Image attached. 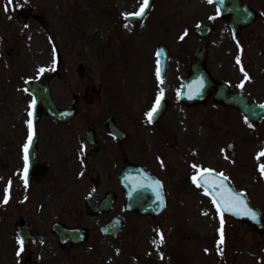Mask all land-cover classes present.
<instances>
[{
  "label": "rangeland",
  "instance_id": "1",
  "mask_svg": "<svg viewBox=\"0 0 264 264\" xmlns=\"http://www.w3.org/2000/svg\"><path fill=\"white\" fill-rule=\"evenodd\" d=\"M251 1L259 4L258 0ZM139 2L140 0H113V3L110 0H11L9 3V0H0V264H19L20 255L14 253L15 236L10 224L17 222L21 216L27 219L31 217L38 230V237L28 249L49 258L52 264L214 262L213 257L204 255L211 252V249L204 251V247H220L217 245L219 239L215 236L213 206L201 193L194 194L198 187L192 181L193 172L189 170L193 169L195 162L201 168L234 176L235 168L226 154L227 145L234 140L238 152L245 154L244 158L246 154H253L264 146V121L249 129L245 120L234 111L227 113L211 101L194 110H186L178 103V87L168 89V95L165 96L173 101L168 116L174 123L171 135L167 136L171 137L169 139L175 145L166 149L167 151H161L169 162L157 167L153 157L154 167L158 168L156 172L161 174L160 177L163 176L162 173L165 175L163 178L172 197L170 207L162 217L144 219L130 216L122 235L118 239L109 240L102 239L95 230V223L88 221L86 225L91 227L93 234L89 243L98 248L93 250L86 245L84 247L87 249L77 248L69 253L59 254L60 251L50 244L51 238L40 233V229L53 220L41 211L33 215L38 204L23 205L22 201H15L16 193H20L21 189L13 181L20 168L19 145L22 146L21 142H25L30 135L29 95L23 89L28 79H37L42 74L48 76L53 100L59 105H69L73 96L83 93L87 85H98L99 82L111 80L112 90L123 95L128 102L129 131L140 132L134 118L141 116V111L147 107L149 98L152 97L153 92L149 96V91L143 88L147 81L152 86L148 78L151 52L154 38L162 34L154 23L160 21V17L157 14L151 15L148 20H151L152 25L145 24L141 30L132 29L125 23L118 24L117 27L108 19V14L112 18L123 17V13H118L115 7L123 10L126 6L127 10L133 11L130 8L136 9ZM158 4L163 7V15H169V19L173 20L174 26H181L173 28V36L176 37L183 28L193 27L204 21L208 13L214 15V8L204 0H158ZM164 4H167L166 8ZM193 34L189 38L191 42L187 41L186 45L175 42L172 44L174 58L171 69L176 82L178 67L183 65L180 60L182 47L193 51L200 46ZM262 40L264 39L260 34L245 36L240 46L241 51L219 27L208 62L209 70L216 79L230 84L235 91L240 89L252 100L255 99L256 103L264 102ZM79 67H83L86 74L76 73ZM41 68L44 69L43 72L39 71ZM180 73H183L182 70ZM241 83L243 88L239 86ZM140 84L144 87L139 86ZM121 85L123 87L119 91ZM114 92L111 94L117 97ZM105 94L106 92L98 102L114 109L116 105ZM51 123L49 119H43L37 132L52 131ZM160 139V145L170 143L166 136ZM153 141L157 143L158 138L153 136ZM136 142L141 144L142 136L138 137L135 133L132 143ZM146 160L152 161L150 156ZM248 160L250 157L242 162L237 174L247 182ZM258 192L259 190L256 191ZM68 218L66 215L63 219ZM223 219L225 223L226 219ZM98 221L101 225L104 220ZM227 227L230 229L227 231L229 246L232 239L235 242L233 253L230 251L227 260L233 255L232 264H257L256 255H261L257 250L262 247L247 248V244L243 243V231L237 236L234 225ZM239 247L242 249L239 250ZM36 252L33 259H36ZM221 264H225L222 258Z\"/></svg>",
  "mask_w": 264,
  "mask_h": 264
},
{
  "label": "flooded vegetation",
  "instance_id": "2",
  "mask_svg": "<svg viewBox=\"0 0 264 264\" xmlns=\"http://www.w3.org/2000/svg\"><path fill=\"white\" fill-rule=\"evenodd\" d=\"M218 23L229 31L227 19H221L214 22V36ZM256 31L264 37V24L260 23L252 32ZM98 101L96 95L92 97L91 105L77 99L79 116L76 119L67 125H53L52 131L43 132L39 138V166L33 172L29 185L25 183L24 153L20 174L15 176V182L21 184L27 202L41 206L42 210L39 208L33 215L41 210L54 220L41 232L51 238L50 244L60 252L71 251L78 245H61L60 237L53 229L54 224H61L58 229H63V226L83 229L87 239L91 240L92 229L86 225L88 221L95 223L96 228L95 219L127 215V194L121 184L122 172L130 161L127 109L123 106L110 109ZM251 175L254 182L264 183L260 169L252 168ZM252 199H257V196ZM66 215L69 217L67 222L63 219ZM33 228L35 226H32L35 235L37 231ZM250 229L256 237L257 230ZM33 254L30 251L21 263L32 264Z\"/></svg>",
  "mask_w": 264,
  "mask_h": 264
},
{
  "label": "water",
  "instance_id": "3",
  "mask_svg": "<svg viewBox=\"0 0 264 264\" xmlns=\"http://www.w3.org/2000/svg\"><path fill=\"white\" fill-rule=\"evenodd\" d=\"M216 1H218L221 5H223L225 0H216ZM229 1L230 0H226L225 7L228 5ZM237 5L238 3H236V6ZM244 11H245V8H241L242 15L240 16V19L238 20L236 18L235 21L234 20L232 21L233 28L239 29L241 28L240 26L248 24L249 22L253 20L252 14L251 15L247 13L243 14ZM202 32H203V35H206L207 29L203 28ZM207 51H208L207 47H203L198 53L196 60L191 67L192 69L191 76L186 81V86L188 89L187 93L193 95L194 97H198L199 99L197 101L200 102V101H203V99L209 95L210 89L212 87H215L217 89L215 100L225 105L238 108L241 112H243L251 120H258L264 113L263 108L255 107V106H251V107L247 106L246 101H244L243 99H239V96H228L226 94L227 89L224 86H218L213 83L211 77L208 75V73H206L205 69L203 68V65H204V62L207 56ZM29 89L32 92V94H34L35 97H37L36 103L38 104V107L43 108L52 118L56 119L57 121L64 120V117H63L64 115H61L51 104V99H50V94L48 92V88H43L40 85L38 86L37 83H35V84L30 85ZM188 103L192 104V102H188ZM33 156L34 157L36 156V145L33 149ZM129 191H130L131 209L132 208L136 209L133 206H135L136 203H139L140 200L142 201L146 200L147 196L150 197V194H151L148 188L135 189V190L129 188ZM157 205L158 204H154L153 200H151L149 203H144L143 205H141L138 209L140 210L142 214H146L147 212L149 213V212H152V210L156 209Z\"/></svg>",
  "mask_w": 264,
  "mask_h": 264
},
{
  "label": "snow or ice",
  "instance_id": "4",
  "mask_svg": "<svg viewBox=\"0 0 264 264\" xmlns=\"http://www.w3.org/2000/svg\"><path fill=\"white\" fill-rule=\"evenodd\" d=\"M25 2H27V0H25ZM209 3H212V0H208ZM9 3H11V0H9ZM148 3L149 0H143L142 6L140 7V9L135 12V13H125V16L128 15H135V16H142L145 12V9L148 7ZM7 10V8H6ZM27 26V25H26ZM183 39V37H181ZM237 62L239 63V58L237 59ZM40 72H43L44 69L41 68L39 70ZM157 75L159 76V70L157 72ZM245 78H248L247 73L245 72ZM241 88L244 87L243 83H241L239 85ZM163 96V91H161V95L158 96L156 98L155 101V105L152 107V109L147 113L148 119L151 120L153 118V116L155 115V113L159 110V107L161 105V99ZM32 107H35V100H33L32 102ZM262 107H264V105H262ZM33 113L29 112V116H32ZM28 127L30 130V135H29V143L31 142L32 139V131H33V124H32V120L30 119L28 121ZM259 156H264V152H261L259 154ZM258 156V158H259ZM27 161H28V145H25V183H27ZM193 168H197L196 165H193ZM212 169H198V174L193 175L192 176V181L193 183L197 184V186L201 185V181L204 182L205 185H207L208 181L205 179L207 176H210L212 174ZM260 171L262 174H264V164L260 165ZM223 174L221 173V184L219 185V187L223 188ZM157 188L160 187V182L157 181L156 182ZM216 188V185L213 184L212 185V190L214 191ZM5 202H7V200H5ZM213 203L216 206L217 212L220 214V224L221 227L219 229L220 232V243L222 244L224 241V231H223V225H224V219H223V214L225 211H234L235 210V214L236 215H251L253 217V219H255V213L252 212V210L250 208L247 207V204L240 200L237 196L232 195L230 193L229 190L225 189L223 192L219 193L218 196H214L213 197ZM20 245H21V251H23V240L19 241ZM207 251V250H206Z\"/></svg>",
  "mask_w": 264,
  "mask_h": 264
}]
</instances>
